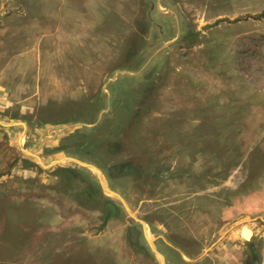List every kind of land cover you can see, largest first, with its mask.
Here are the masks:
<instances>
[{"label":"rangeland","instance_id":"rangeland-1","mask_svg":"<svg viewBox=\"0 0 264 264\" xmlns=\"http://www.w3.org/2000/svg\"><path fill=\"white\" fill-rule=\"evenodd\" d=\"M263 260L264 0H0V264Z\"/></svg>","mask_w":264,"mask_h":264},{"label":"bare ground","instance_id":"bare-ground-1","mask_svg":"<svg viewBox=\"0 0 264 264\" xmlns=\"http://www.w3.org/2000/svg\"><path fill=\"white\" fill-rule=\"evenodd\" d=\"M147 230V229H146ZM239 235L243 240H249L252 235H253V231L250 227L248 226H241L239 229ZM264 261V260H263Z\"/></svg>","mask_w":264,"mask_h":264},{"label":"water","instance_id":"water-1","mask_svg":"<svg viewBox=\"0 0 264 264\" xmlns=\"http://www.w3.org/2000/svg\"><path fill=\"white\" fill-rule=\"evenodd\" d=\"M106 190V189H105ZM108 193H110V194H112V195H114V196H116V194H114V193H112V192H110V191H108V190H106ZM120 199V198H119ZM120 201H122L121 199H120ZM262 264H264V261L262 262Z\"/></svg>","mask_w":264,"mask_h":264}]
</instances>
